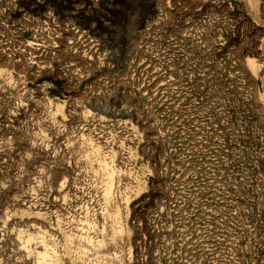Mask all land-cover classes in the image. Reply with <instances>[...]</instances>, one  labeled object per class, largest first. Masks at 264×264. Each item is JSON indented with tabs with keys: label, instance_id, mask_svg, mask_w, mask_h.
<instances>
[{
	"label": "rangeland",
	"instance_id": "1",
	"mask_svg": "<svg viewBox=\"0 0 264 264\" xmlns=\"http://www.w3.org/2000/svg\"><path fill=\"white\" fill-rule=\"evenodd\" d=\"M22 1L0 264H264V0Z\"/></svg>",
	"mask_w": 264,
	"mask_h": 264
},
{
	"label": "bare ground",
	"instance_id": "2",
	"mask_svg": "<svg viewBox=\"0 0 264 264\" xmlns=\"http://www.w3.org/2000/svg\"><path fill=\"white\" fill-rule=\"evenodd\" d=\"M6 1V0H5ZM14 3H17V2H23L22 0H12ZM33 1V0H32ZM41 1V0H40ZM13 2H12V4H13ZM24 2H26V1H24ZM23 2V3H24ZM28 2V1H27ZM37 2V1H36ZM47 2L49 3V5H50V8L48 9L49 10V12L47 13V17H46V19L48 20V22H51V23H53L55 20H56V18L54 17V15H53V13H51V2H56V3H59L60 4V2H57V1H55V0H47ZM5 4H7V3H5ZM43 4V3H42ZM41 4V5H42ZM19 5H20V3H19ZM22 5V4H21ZM28 5V4H27ZM31 6H33V5H31ZM37 6V5H36ZM5 7H6V5H5ZM8 7V6H7ZM6 7V8H7ZM3 8H4V6H3ZM12 8H14L13 7V5H12ZM30 8V7H29ZM31 9V8H30ZM29 9V10H30ZM6 10L8 11L9 9L7 8V9H5L4 10V12L6 13ZM14 10H16V9H11L10 8V10L8 11V13H10L11 11H14ZM34 10H36V9H34ZM3 12V11H2ZM18 12V11H17ZM23 12V11H22ZM29 12V11H28ZM14 13V12H13ZM15 13H16V11H15ZM19 13V12H18ZM25 13V12H24ZM30 13V12H29ZM35 13V12H34ZM7 14V13H6ZM31 14V13H30ZM17 15V14H16ZM21 15V14H20ZM36 15V14H35ZM40 15V14H39ZM56 15V14H55ZM5 16V15H4ZM44 16V15H43ZM11 17V16H10ZM13 17V16H12ZM24 17V16H23ZM8 19V18H7ZM6 19V20H7ZM28 19H30V18H28ZM39 19V18H38ZM37 19V20H38ZM25 20V19H24ZM31 20H32V18H31ZM39 21V20H38ZM44 21H45V19H44ZM14 22V21H13ZM40 22V21H39ZM42 22H43V19H42ZM46 22V21H45ZM57 22V21H56ZM46 24H47V22H46ZM49 24V23H48ZM57 24V23H56ZM79 28V27H78ZM54 38V37H53ZM107 188H109V186H107ZM128 203V202H127ZM33 227V226H32ZM33 230L35 229L34 227L32 228ZM45 253H41V254H39V255H44Z\"/></svg>",
	"mask_w": 264,
	"mask_h": 264
}]
</instances>
